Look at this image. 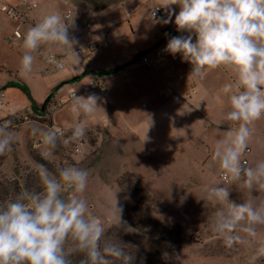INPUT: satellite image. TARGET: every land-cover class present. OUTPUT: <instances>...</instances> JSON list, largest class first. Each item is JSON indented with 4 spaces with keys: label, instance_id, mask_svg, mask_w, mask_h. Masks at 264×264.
I'll return each mask as SVG.
<instances>
[{
    "label": "rangeland",
    "instance_id": "1",
    "mask_svg": "<svg viewBox=\"0 0 264 264\" xmlns=\"http://www.w3.org/2000/svg\"><path fill=\"white\" fill-rule=\"evenodd\" d=\"M44 1L48 3H44V8L40 6L44 15L53 10L61 13L66 11L64 0ZM66 1L72 9V19L76 20L69 32L80 44L85 36V21L74 7L75 4L80 5V2ZM154 3L155 0H126L122 5L119 3L112 6L110 13L115 10L123 11L126 15L127 10H130L136 31L131 33L126 22L114 25L109 20L104 25L108 29L109 45L100 54V57L103 56L101 66L114 68L113 62L123 58L120 53L123 52L126 58L137 45L151 42L156 36L162 37L169 31H176L172 22L167 25L152 24L149 12ZM127 4L130 5L127 7ZM31 13L24 21L29 19ZM163 15L161 10L159 16ZM26 22L19 26L17 21L0 9V94L4 93L0 95V123L3 118L9 119L21 113H27L25 115L28 117L18 125H9L14 142L11 150L0 156V181L17 180L20 190L26 188L39 191L38 163L31 155H40V152L33 147L38 137L32 135V126L39 124L41 127H52L56 124L58 128L69 129L80 119H86L88 127L83 141L79 145L58 142L54 158L47 160V168L53 174H58L57 169L66 164L88 170L89 180L83 195L89 211L105 228L101 246L105 241L119 245L133 255L131 264H247L251 248L248 245H236L226 249L222 240L211 231V214L216 205L208 202L204 204L200 200L206 184L221 182L217 162L212 159L214 144L218 138L223 139L232 134L229 125L223 122L227 107L218 95L221 86L227 81L226 71L211 70L203 80H197L189 75L191 66L181 61L172 70L180 90L178 94L166 86L155 91V87L148 85V91H132L137 82L135 78L140 79V76L136 77V70L128 72L125 69L108 80L106 78L104 83L108 91L102 94L89 87L87 74L79 79L80 84L75 91L78 95H98L102 98L99 102L102 109H97L94 115L86 118L70 112L67 109L70 107L67 95L72 92L73 86L65 83L49 100L51 102L59 98L60 107L49 117L38 116L31 108L28 96L10 83L27 86L32 100L41 104L62 82L55 80L64 70L55 69L48 63L43 54L49 52L42 49L34 54L31 74L25 76L20 73L23 51L21 39L31 26ZM123 27L128 31L127 35H124ZM15 28L21 29L22 37L9 44L7 36ZM96 28L102 36L99 26ZM102 45L103 49L105 44ZM161 57L163 61L158 67L166 62V58ZM132 63L130 67L138 71L151 72L156 69L145 70ZM126 82L129 88L125 87ZM191 87L194 90L184 91ZM68 135L70 132L66 131L65 137ZM249 146L251 151H247L244 158L248 161L247 165L252 166L256 160L264 159L263 142L255 135ZM224 186L231 191L230 200L236 203L243 201L246 196L243 189L234 183ZM135 188H142L153 197L146 208L153 220L177 229L165 236L162 233L164 237L160 239L165 242L166 251L162 248L159 254L149 247L153 235L136 228L129 218L128 208L132 204ZM69 191L65 188L62 195L66 196ZM17 193L0 192V202L14 198ZM254 195L264 197V192H256ZM181 197L184 199L181 200ZM115 199L117 206L122 208L120 221L118 213L110 212ZM257 239H264V233ZM81 255L71 257L73 264H79ZM114 264L121 262L116 260ZM258 264H264V259Z\"/></svg>",
    "mask_w": 264,
    "mask_h": 264
},
{
    "label": "clouds",
    "instance_id": "2",
    "mask_svg": "<svg viewBox=\"0 0 264 264\" xmlns=\"http://www.w3.org/2000/svg\"><path fill=\"white\" fill-rule=\"evenodd\" d=\"M161 10L165 15L157 16ZM70 19V13L53 10L28 28L21 44L22 75L31 74L34 54L42 49L48 50L45 59L57 69L64 63L53 53L74 68L80 65L75 50L79 41L69 35ZM149 20L153 25L172 22L177 32L187 33L168 39L163 51L187 62L189 75L203 80L216 69L233 74L218 93L227 107L223 122L232 132L214 144L212 159L222 181L206 184L200 200L216 205L211 231L224 247L248 245L247 264H258L264 259V239H257L264 233V197L254 193L264 192V159L248 166L243 157L256 135L257 122L264 119V0H155ZM100 101L94 93L84 96L75 91L69 98L70 110L78 117H90L102 109ZM87 127L86 119L69 129L34 124L31 133L38 140L33 147L44 160H51L58 142L79 145ZM66 131L70 132L67 137ZM13 142L9 122L0 123V156L11 150ZM36 169L39 191L21 188L14 198L0 202V264H73L71 257L77 254H82L79 264H114L116 260L131 264L134 257L124 248L107 241L101 246L105 228L91 214L83 195L88 170L71 164L58 168V174L43 164ZM229 183L246 193L241 203L229 199L231 191L224 186ZM65 188L70 189L66 196L62 195ZM110 212L118 213L120 221L122 208L116 199Z\"/></svg>",
    "mask_w": 264,
    "mask_h": 264
},
{
    "label": "crops",
    "instance_id": "3",
    "mask_svg": "<svg viewBox=\"0 0 264 264\" xmlns=\"http://www.w3.org/2000/svg\"><path fill=\"white\" fill-rule=\"evenodd\" d=\"M9 1L11 3L17 4L20 0H9ZM125 2H126V0H122L118 3H115V4L105 8V9H102V10H93V9L86 8V7H83L81 5L75 4L74 7L77 9L76 12H78V14L83 17V21H85L84 22V28H85V24L87 22L92 23L91 35L87 36L86 35V29H84V35L85 36L83 37L82 42L79 45H77V47L85 46V44L88 41H95L96 47L90 53L80 54L82 62L80 63V65L78 67H75V68L69 62H66L65 58L62 55L55 53V54L61 56L65 62L64 68H62L64 70V72H61V76L59 78H57L55 81H59V80L62 81L59 85H62L65 83H69V84L71 83L73 86V89L71 91L75 92V90L77 91V89H78L80 81H79V79L74 80V81H70V79H72L78 73L84 71L85 69H91V70H93V72H99V71H105V70L114 69V68L118 67L115 70V72H113V73L103 74V76H104L103 83L105 82L106 78L108 80V78H110L111 76L117 75L118 74L117 72H119V71L122 72V69H125V71H128V72L131 70H136V77L138 75V76H140V79L135 78L137 80V82H136L135 86L132 87V91H148L147 90L148 85H149V87H155V89H154L155 91L166 86V87L170 88L172 91H176V93L178 94V91H180V90L178 89V86L175 83L176 79H174V74L172 73V70H174L176 64L178 65L181 62V59H180L179 55L173 57L172 55L163 51V49L166 47L168 39H170L171 37H174V36H178L177 34H179V32H177V31H169L166 35H163L162 37L156 36L151 42L141 44V45H137L134 49H131V51L129 52V55L126 58H125L123 52L120 53V56H123V58L117 62H113L114 68H111V67L110 68H107V67L104 68V66H101L100 62H101V59L103 56L100 57V54L103 51L107 50V47L109 45V42L107 40L108 39V29H107V27H104V25L109 20H112L114 22V25L126 22L127 27H128V29H130L131 33H135V31H136L135 30L136 29L135 24L132 20V16L130 15L131 14L130 10H127L126 15H124L123 11L113 10L110 13V9L112 8V6L117 5L119 3L122 5ZM44 3L48 4L44 0H40L39 7L37 9H35L34 11H32L29 19L26 20L27 22L25 21L26 23H30L32 25L36 21H38L42 16H44V12L42 11V8H40V6L44 8ZM63 4L67 6L66 11L68 9H70L72 11L71 7H68L67 4H69V3L66 0H64ZM128 5H130V4H127L126 6L128 7ZM66 11L64 13H66ZM96 12L98 14H95ZM40 13H42V14H40ZM149 15H150V12H149ZM72 17H73V12L71 14V19L67 21V24L69 26V30H70V27L72 28V26L74 25V21H76L75 19L73 20ZM93 25L95 26V31L93 30ZM97 26H99L102 36H100V34L98 32L99 29L96 28ZM119 26H121V25H119ZM69 33H70L69 35L71 36V32H69ZM123 33H124V35L128 34L126 27H123ZM112 36H115V34H113ZM103 43L105 44V46L102 49ZM143 53H150V54L159 53L161 56H164L166 58V62L163 66L158 67L151 72L150 71L146 72V71H141V70L138 71L137 69H133V67H130V64L139 55H141ZM111 56L113 58V54H111ZM224 70L227 73V81L226 82H228L230 76L233 74L229 70H226V69H224ZM138 72H140V74H138ZM58 75H60V74H58ZM142 78L145 80H143ZM104 85H105V83H104ZM124 85L126 88H129V86H130L128 82H126ZM61 87H59L57 91H60L62 89ZM190 89L194 90V88L191 87V88H188V90H184V91H190ZM107 91H108V88H107ZM68 105H69V102H68ZM24 107H27V106H24ZM67 109L71 112L70 107H67ZM256 135L263 142V156H264V141H263L264 140V119L257 122V124H256ZM249 147H251V146H249ZM249 150L251 151V148H249ZM257 156H258V153H256V159H257Z\"/></svg>",
    "mask_w": 264,
    "mask_h": 264
},
{
    "label": "trees",
    "instance_id": "4",
    "mask_svg": "<svg viewBox=\"0 0 264 264\" xmlns=\"http://www.w3.org/2000/svg\"><path fill=\"white\" fill-rule=\"evenodd\" d=\"M120 1L122 0H79L81 6L93 10H102ZM117 68L118 67L105 71H99V72H93V70L89 69V74H98V75L109 74L115 72ZM70 81H74V79L72 78L70 79ZM10 85L19 87L23 91V93L26 94L28 98L31 100V108L35 110L34 112L40 115H44L47 102L52 97L55 96L54 94L56 93L57 89L61 86V85L57 86L48 94L49 99L42 108V103L37 104L32 100L30 96V91L27 88V86L13 82H11ZM31 156L38 164H43L45 165V167H49L47 160H44L40 155L36 153H32ZM27 179L28 177L26 178V181ZM10 191H14L16 193L20 191V187L18 186V181L17 180L13 182L7 180H4V182L0 181V192H10ZM132 195H133L132 204H130L128 208L130 215L129 218L133 221L136 228L144 231L147 234L153 235V237H151L149 241V247L152 250H154L156 254H159L162 248H164V250L166 249L165 247L166 244L165 242L162 241L163 240L162 237H164L170 232H173V230H177V229L176 227L175 228L173 227L174 229H171V226H169V224L160 223L158 221L153 220L152 217L147 213L146 208H148L149 202L151 203L153 201V197L150 196V194L146 190L142 188H135L134 191L132 192ZM162 233L164 234V236Z\"/></svg>",
    "mask_w": 264,
    "mask_h": 264
},
{
    "label": "built area",
    "instance_id": "5",
    "mask_svg": "<svg viewBox=\"0 0 264 264\" xmlns=\"http://www.w3.org/2000/svg\"><path fill=\"white\" fill-rule=\"evenodd\" d=\"M0 1H1V4H0L1 11L6 13L8 15V17H10L11 19L17 21L19 26H21V24L26 21V20L24 21V19L28 16V14L31 13L33 10H35L40 4V0H20L17 4L11 3L9 0H0ZM66 13H70V15H71L72 11L70 9H68L66 11ZM150 13H151V11H150ZM159 15H160V11L157 12V16H159ZM91 27H92V23L87 22L85 24L86 34L90 35L92 33ZM21 37H22L21 29L15 28L13 30V33L7 36V40L9 42V44H11V43H14L17 39H19ZM95 47H96L95 41H88L85 44V46L77 47V48H75V50L80 55L83 53L92 52L95 49ZM47 55H49V53L43 54L44 59ZM54 55H55V58L57 60L63 61L64 65H65V62L61 56H59L57 54H54ZM162 61H163V59L159 53H153V54L143 53V54L139 55L133 61L132 65L136 66V67H140V68L145 69V70H153L154 68H157L158 66H160L162 64ZM51 65L55 69H57L55 65H53V64H51ZM103 78H104L103 75L89 74V77H88L89 87L92 89H96L97 91H99L102 94H105L107 92V88L103 83ZM72 93L73 92L68 94L69 98H70V95ZM0 95L3 96L4 93H1ZM58 99L59 98H56V100H54V101L52 100L51 102H49V101L47 102V105H46V108L44 111V116L45 115H46V117L51 116L60 107L61 102ZM25 114H27V113H21V114L13 115L9 119L3 118L1 120V123L4 121H8L9 125H18L22 121L27 120L28 117ZM37 115L40 116V114H37ZM247 151H249V149ZM243 160H244L245 164L247 165L248 164L247 159L243 157ZM218 178L220 181H222V178L219 174H218Z\"/></svg>",
    "mask_w": 264,
    "mask_h": 264
},
{
    "label": "water",
    "instance_id": "6",
    "mask_svg": "<svg viewBox=\"0 0 264 264\" xmlns=\"http://www.w3.org/2000/svg\"><path fill=\"white\" fill-rule=\"evenodd\" d=\"M89 74V69H85L84 71L78 73L73 77L74 80L80 79L81 77ZM49 97L47 96L44 101L42 102V108L44 107L45 103L48 101Z\"/></svg>",
    "mask_w": 264,
    "mask_h": 264
}]
</instances>
